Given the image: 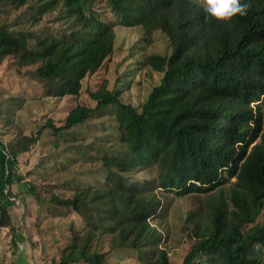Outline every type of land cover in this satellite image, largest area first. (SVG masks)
<instances>
[{
    "label": "trees",
    "instance_id": "1",
    "mask_svg": "<svg viewBox=\"0 0 264 264\" xmlns=\"http://www.w3.org/2000/svg\"><path fill=\"white\" fill-rule=\"evenodd\" d=\"M30 2L31 22L56 12L60 24L39 34L1 24L0 60L13 55L20 65H38L47 95L79 93L82 81L111 60L116 25L147 35L160 30L172 47L167 56H146L147 68L160 76L138 105L123 103L119 90L102 83L90 92L93 108L76 105L56 127L70 129L117 106L119 146L90 145L100 179L77 185L71 198H51L81 217L53 264H105L119 249L135 251L143 264H170L162 230L150 222L169 213L168 196L160 193L203 196L200 211L187 215L192 242L180 264H264V0H246V14L228 20L207 15L199 0ZM110 13L113 20L105 17ZM15 154L0 141V226L8 225L7 208L17 197ZM153 167L155 178L127 177ZM103 236L108 248L99 252L93 246Z\"/></svg>",
    "mask_w": 264,
    "mask_h": 264
},
{
    "label": "rangeland",
    "instance_id": "2",
    "mask_svg": "<svg viewBox=\"0 0 264 264\" xmlns=\"http://www.w3.org/2000/svg\"><path fill=\"white\" fill-rule=\"evenodd\" d=\"M30 3V0L20 6L14 2L0 3V25L30 29L39 34L60 24L55 19L56 12L31 22L34 10ZM199 3L203 5V0ZM97 6L104 11L101 3ZM105 17L114 19L112 13ZM114 30L111 60L82 81L77 95H47L45 86L35 75L38 65H20L13 55L0 60V141L7 151L16 152V178L11 190L17 194L14 205L7 208L8 225L0 226V264H53L60 260L72 229L77 232L81 227V217L71 210L58 208L51 198H71L77 185L95 184L100 179L101 170L96 167L99 159L91 149L97 145L119 146L115 132L117 106L106 105L70 129L56 130V127L64 123L76 105L93 108L96 102L90 92L102 83L109 90H119L123 103L138 105L160 76L147 68L146 56L151 53L167 56L172 52L166 35L160 30L148 35L140 27L116 25ZM260 106L264 111V97ZM26 136H37V140L25 141ZM90 145H93L91 149ZM155 175L153 167L134 169L127 177L138 183ZM160 196L171 198L164 200L169 203V213L163 219L150 222L162 230V246L169 263L180 264L192 242L188 236L191 223L187 215L192 210L200 211L203 196L174 197L172 193H160ZM107 237L103 236L93 249L106 251ZM107 256L105 264H143L138 254L129 249L112 251Z\"/></svg>",
    "mask_w": 264,
    "mask_h": 264
},
{
    "label": "clouds",
    "instance_id": "3",
    "mask_svg": "<svg viewBox=\"0 0 264 264\" xmlns=\"http://www.w3.org/2000/svg\"><path fill=\"white\" fill-rule=\"evenodd\" d=\"M248 6L246 0H203L205 13L221 20H228L236 15L244 16Z\"/></svg>",
    "mask_w": 264,
    "mask_h": 264
},
{
    "label": "crops",
    "instance_id": "4",
    "mask_svg": "<svg viewBox=\"0 0 264 264\" xmlns=\"http://www.w3.org/2000/svg\"><path fill=\"white\" fill-rule=\"evenodd\" d=\"M25 234H22V238H25V236H24Z\"/></svg>",
    "mask_w": 264,
    "mask_h": 264
}]
</instances>
